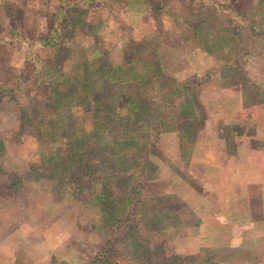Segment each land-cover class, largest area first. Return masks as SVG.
Wrapping results in <instances>:
<instances>
[{"label": "rangeland", "instance_id": "obj_1", "mask_svg": "<svg viewBox=\"0 0 264 264\" xmlns=\"http://www.w3.org/2000/svg\"><path fill=\"white\" fill-rule=\"evenodd\" d=\"M59 1L0 0V184L9 190L0 189L4 195L10 191L0 205L8 209L3 215L37 209L34 219L41 218V230L72 244L65 249L75 255L74 263L86 264L104 249L115 264H182L183 258L161 249V239L182 230L186 211L175 199L179 184L160 168L161 149L149 145L156 137L151 127L159 122L157 110L134 120L136 109L126 95L145 98L152 108L158 101L149 94L157 98L170 86V76L188 81L185 98L168 106V119L183 130L190 118L197 130L203 115L195 97L201 88L197 80L206 71L213 74L221 64L224 85L255 94L260 88L237 65H225L255 55L256 44L264 46V27L229 39L223 14L248 3L244 16L257 22L262 8L258 0H92L85 7L65 0L73 4L67 10L71 33L53 47L42 37L52 27ZM155 44L168 78L152 76L138 58L125 64L124 56L131 59L138 45ZM198 53H206L210 62L201 77ZM121 66V75L106 76ZM130 107L131 112L124 109ZM43 170L55 173L38 179ZM32 179L41 181L34 187ZM138 206L142 213L132 215ZM43 234L38 240L47 248L49 235ZM33 239L24 230L19 244ZM4 258L0 253V264Z\"/></svg>", "mask_w": 264, "mask_h": 264}, {"label": "crops", "instance_id": "obj_2", "mask_svg": "<svg viewBox=\"0 0 264 264\" xmlns=\"http://www.w3.org/2000/svg\"><path fill=\"white\" fill-rule=\"evenodd\" d=\"M257 46L255 55L235 57L225 65H237L239 73L260 88L249 95L221 82L227 78L221 64L213 74L206 71L210 62L204 59L206 53H198L203 68L196 74L201 77L207 72L205 80H197L201 88L195 96L203 112L202 123L192 129L189 118L186 129L163 131L157 137L155 145L165 160L160 168L179 184L175 199L186 211L182 230L161 239V249L183 257L182 264H264V46ZM210 99L217 104H208ZM40 181L32 179L33 186ZM3 193L0 189V205L8 198ZM35 211L23 207L18 216H5L8 209L0 207V253L6 257L2 263L84 264L73 262L75 255L65 249L71 243L41 230ZM24 230L35 238L25 240V245L19 244ZM43 233L49 235L47 248L38 240L40 235L44 238ZM30 245L37 249L35 257Z\"/></svg>", "mask_w": 264, "mask_h": 264}, {"label": "trees", "instance_id": "obj_3", "mask_svg": "<svg viewBox=\"0 0 264 264\" xmlns=\"http://www.w3.org/2000/svg\"><path fill=\"white\" fill-rule=\"evenodd\" d=\"M82 5L85 7V5L89 4L90 1L92 0H79ZM96 1V0H93ZM239 1V0H237ZM242 2H240L241 4ZM245 4V3H244ZM248 3H246L245 5L242 4L241 7L237 8V9H232V10H228V11H224V18L226 20H228V24L230 27V31L228 33V38L232 39V36H237L238 31H251L254 30L256 27H260L263 28L264 27V0H258V5L259 7L262 8V18L259 21H250V18L246 19L244 16V10L246 9V11L250 10L251 8H249V6L247 5ZM73 4L68 3V1L66 2L65 0H60L59 1V10L56 11L53 15H52V27H50L48 33L42 37L43 42L46 45H50V46H56V42L59 41H63L64 39H62V37L60 36H68L69 33H71L69 30L70 28L68 27V19H69V15L67 13V10L69 7H72ZM247 15V13H246ZM78 17L80 18V20H82V15L81 13L78 14ZM85 23V22H84ZM239 35V33H238ZM226 37V38H227ZM225 38V39H226ZM46 40V41H45ZM68 40V38L66 37V41ZM150 48V51L147 52V49ZM207 48V47H205ZM146 49V47H141L140 45H138V49L135 50V53L132 54L131 59H129L127 56H124V61L126 65L131 64L130 61L132 60H142L143 61V65L145 66L143 69L149 70L151 71V75L152 76H157V77H163L165 76L166 78L167 75H169L168 71L166 70V68L162 66L161 63V59H157V56H159V54H161V51L159 50V46H157V44H155V46H148ZM158 50V51H157ZM144 53L146 56H144ZM154 54V55H153ZM156 57V58H155ZM144 59V60H143ZM146 66H148L150 69H148ZM59 67H61V65H59ZM122 70V66L121 67H114V69H109L107 71L108 75H106L109 79L114 77L116 78L117 75H121L124 71ZM46 74V73H45ZM131 74V72H130ZM130 74L127 75V79H129L130 81ZM167 74V75H166ZM88 75V73L86 74ZM134 75L136 76V73H134ZM140 78L145 79L144 75L142 74V76H140ZM170 86L167 87L166 90L164 91H159V89L157 91L161 92V94H159L157 96V98H155V96L149 94L150 99H157L158 104L156 105H152V108H147L146 107V102H145V98H139V100H137L136 98H134V96L132 95H126L128 97V99L130 100V102L128 104L135 106L136 111L132 112V113H136V116H133L134 120H143L142 118H140V116H146V113L149 114L148 116L151 115V112L153 110H157L155 111V116L157 118H159V122L158 124L154 127H151V133L156 136L155 139H153L150 143L152 145L156 144V140L158 135L162 132V131H169V130H176V126H170L169 123V116H168V106L172 103H175L176 101L182 100L183 98H185V93L186 91H188L189 85L190 83H187L186 81H176V79L172 78L170 76ZM62 83H58V86H60ZM157 91H154V93H156ZM57 93H59L57 91ZM148 99V98H147ZM139 101V102H138ZM132 107L130 108H124L125 110H128L129 112H131ZM24 110V109H23ZM22 110V111H23ZM23 113V112H22ZM27 119V118H26ZM169 124V128H166V125ZM25 123H23V121L21 120V124H19V126L22 128V131H25V127H24ZM147 136V135H145ZM78 145V144H77ZM79 146V145H78ZM33 171V169H31ZM45 170L41 171L40 174H38V179L40 177L43 176H47V175H52L53 173L50 172H44ZM56 171H61V169H56ZM35 179V180H38ZM138 190H135V192H133L134 194H138L139 192H136ZM135 194V195H136ZM141 202V201H139ZM179 205V204H178ZM181 206V205H180ZM141 214L142 210H140V206H138L137 208H133L132 210V215L133 214ZM175 258H183L181 256L178 255H174ZM184 259V258H183ZM86 264H115V262H113L108 254L104 251V249H101L99 252H97L96 256L93 257L92 260L88 261Z\"/></svg>", "mask_w": 264, "mask_h": 264}]
</instances>
